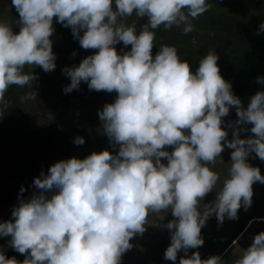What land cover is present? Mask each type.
I'll use <instances>...</instances> for the list:
<instances>
[{"label": "clouds", "instance_id": "9594fccd", "mask_svg": "<svg viewBox=\"0 0 264 264\" xmlns=\"http://www.w3.org/2000/svg\"><path fill=\"white\" fill-rule=\"evenodd\" d=\"M12 6L20 30L0 22V104L7 107L4 95L10 86H33L37 76L25 68L49 73L57 67L50 39L55 20L71 28L83 49L98 50L78 66L62 69L71 80L63 91L79 90L83 81L89 90L117 93L114 103L99 111V119L118 151L54 163L34 179L37 191L28 199L22 186L13 220L0 223V237L10 236V247L26 258L19 262L0 252V264H121L133 238L145 233L149 214L169 211L174 219L165 225L171 239L166 260L175 264L183 252L178 264H226L219 255L202 259L199 251L188 253L205 243L201 230L210 217L215 215L219 225L226 218L238 219L239 210L253 203V185L264 184L260 168L248 162L253 153L264 161V91L244 107L221 75L215 51L199 61L195 72L175 46L162 44L153 55L154 30L175 27L187 35L211 3L12 0ZM133 15L147 18L139 32L136 23H125ZM121 42L130 51L119 53L115 46ZM257 83L264 84V77H257ZM34 98L29 93L22 99ZM233 107L238 119L229 124L234 127L229 140L222 124ZM249 130L254 135L242 139L241 132ZM74 143L83 145L85 139L76 137ZM225 148L233 151L221 181L208 165H215ZM213 191L216 199L204 203ZM233 264H264V232Z\"/></svg>", "mask_w": 264, "mask_h": 264}, {"label": "rangeland", "instance_id": "374dc122", "mask_svg": "<svg viewBox=\"0 0 264 264\" xmlns=\"http://www.w3.org/2000/svg\"><path fill=\"white\" fill-rule=\"evenodd\" d=\"M211 9L223 8L233 11L241 19L254 15L264 7V0H246L243 6L236 8L225 7L216 4L211 0ZM19 13L12 6V0H0V22L12 26L14 32H19ZM50 38L53 41V51L57 57L54 71L46 73L42 68H25V72L33 71L37 79L33 86H24L19 91L13 92L4 98L7 101L5 108L0 104V147H8V150L16 152L21 144L36 145L43 143L37 149L25 154L21 152L15 158L5 157L0 162V223L13 220L12 211L19 203L20 189L23 186L26 191L23 197L28 199L37 191L33 181L39 177L41 172L47 173L48 169L56 162L73 157L84 159L92 152L109 150L117 152L109 143V138L103 133L102 121L99 119V111L105 104L114 103L117 93L106 91L89 90L88 84L81 82L79 90L71 93H64L65 86L71 83L70 78L63 73L65 67L78 66L84 58L90 54L70 35L61 34L57 31ZM201 32H198L200 37ZM199 38L193 41L199 45ZM75 53V55H73ZM32 93L34 99H22ZM54 119L49 120V115ZM228 139H233V124L229 116L225 117ZM250 129L252 125H244ZM249 131L241 132V138L246 139L253 136ZM76 137H83L85 143L76 145ZM232 149L225 148L221 158H217L215 165H208L216 171L221 181L227 176L230 168ZM255 154L249 156L248 162L253 167H259L264 175V161ZM223 159L224 162H221ZM167 163V160H163ZM221 184L218 183L217 190ZM253 203L250 213L254 216L247 221L243 219L246 214L238 213V219H225L222 225L213 215L209 218L206 226L202 228L201 235L205 243L198 249H190L188 255L199 251L202 259L219 255L226 264H233L235 259L242 256L243 251L249 247L255 235L264 232V184L256 182L253 185ZM51 195V193H50ZM216 199V192L209 193L204 203H210ZM242 216V217H241ZM259 216V217H257ZM240 218L246 221L245 227L239 236L232 241L237 230V223ZM174 219L171 212L150 213L145 233L136 238L140 243L127 255H123L121 264H174L164 258V253L171 243L170 230L165 225ZM11 237H2V241L9 251L23 261L26 257L16 252L9 245ZM184 253H178L175 264Z\"/></svg>", "mask_w": 264, "mask_h": 264}, {"label": "trees", "instance_id": "16d2710c", "mask_svg": "<svg viewBox=\"0 0 264 264\" xmlns=\"http://www.w3.org/2000/svg\"><path fill=\"white\" fill-rule=\"evenodd\" d=\"M216 4L223 5L225 7H239L246 3V0H211ZM264 22V7L254 15H250L245 19H241L233 13V11H227L223 8L210 9L202 14L198 19L192 21L194 31L185 35L180 29L173 27L171 30L165 31L161 26L160 29L154 30L156 32L155 47L153 48V55L156 54L160 45L175 46L178 55L182 61L186 60L192 66L193 72L199 67V61L209 52L215 51L219 59L217 64L220 68L223 78L230 82L232 85V92L235 96H238L244 107H247L250 102V98L258 91H264V84L257 83V77H264V32H260V24ZM125 23L131 25L137 24V31L139 32L142 25L147 23V18L138 19L135 15L128 18ZM54 25L58 32L61 34L70 35L78 43L79 41L73 36L71 28H65L61 23L54 20ZM207 29L209 34L204 40H201L202 36H198L199 30ZM83 34V33H81ZM198 37L200 40L196 45L193 41ZM117 51L123 54V51H130L131 46L127 49L124 48L123 43L115 46ZM90 55H94L98 50L88 49L86 50ZM22 87L18 85H12L5 93L4 98L8 97L13 92L19 91ZM229 118L234 122L238 119L235 107L230 108ZM224 123L222 127L226 129V120L223 118ZM244 126V125H243ZM242 127V126H241ZM234 130V127H232ZM44 144L26 145L21 144L20 148H17L16 152L8 150V147H0V162L5 157L15 158L22 150L23 153L37 149ZM168 151H172V147L167 148ZM263 162V161H262ZM238 213L246 214L243 219L249 221L253 217V213L250 210H244L242 207ZM242 217V216H241ZM259 217V216H257ZM240 218L237 223V230L232 238L234 241L245 227V222ZM133 247L126 252L127 255L134 250V248L140 243V240L136 237L131 241ZM0 252H3L9 259L15 257L18 259L12 251H9L0 237Z\"/></svg>", "mask_w": 264, "mask_h": 264}, {"label": "built area", "instance_id": "2783aa9c", "mask_svg": "<svg viewBox=\"0 0 264 264\" xmlns=\"http://www.w3.org/2000/svg\"><path fill=\"white\" fill-rule=\"evenodd\" d=\"M199 32H201V40H204L208 35L212 36V34H209V31L207 29H202L201 31L199 30Z\"/></svg>", "mask_w": 264, "mask_h": 264}]
</instances>
